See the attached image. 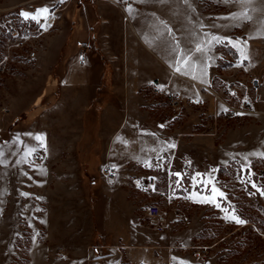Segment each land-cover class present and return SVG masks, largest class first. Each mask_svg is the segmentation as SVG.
Listing matches in <instances>:
<instances>
[{"label": "rangeland", "instance_id": "1", "mask_svg": "<svg viewBox=\"0 0 264 264\" xmlns=\"http://www.w3.org/2000/svg\"><path fill=\"white\" fill-rule=\"evenodd\" d=\"M42 8L50 11L39 22L21 14ZM242 12L252 19L231 18ZM4 56L0 264H264V0H0ZM127 68L147 81L129 97L128 121ZM209 75L210 90L192 81ZM229 83L250 113L230 116L213 95L238 107ZM169 169L176 193L192 201L182 206L186 223L159 233L145 214L158 199L148 183L164 187ZM233 215L262 235L229 236L223 221Z\"/></svg>", "mask_w": 264, "mask_h": 264}, {"label": "built area", "instance_id": "2", "mask_svg": "<svg viewBox=\"0 0 264 264\" xmlns=\"http://www.w3.org/2000/svg\"><path fill=\"white\" fill-rule=\"evenodd\" d=\"M45 29H40V32H44ZM6 33L10 38H14L18 41V46L24 47V42H20V39H18L19 32L15 27H9L7 28ZM33 44V43H32ZM88 48L82 47L78 53V60L80 66H85L88 60ZM28 58L30 60L36 58V52L32 51ZM8 59V56H4L1 65H4ZM4 71V68L2 69ZM154 85L156 87H159V82L155 81ZM261 87V83L257 79H253L250 82V88L253 90H258ZM206 90H210L208 87H203ZM225 91L230 96L231 100L238 99L240 101V104L237 106L229 103L228 101H223V99L216 93L213 92V95H215L217 98H219L227 107L228 110L233 111V113L230 116H235L237 113L240 114H248L251 111L250 109V102L248 96H242L241 91L239 88L231 83H229ZM168 100L170 101V104L172 107L175 108L176 103H178V98L174 95L169 93L168 94ZM195 103L204 105L205 101L202 99H195ZM177 109V108H176ZM236 112V113H235ZM158 163L161 165H165L167 163V156L165 154H162L158 157ZM172 167V164L170 166V169ZM183 171L186 173L190 172L192 170V161L189 159L184 160L182 164ZM168 177L165 179V185L162 188H158V180L156 177H153V181L148 183V191L155 194L158 199L155 202L150 203L146 209L145 214L146 217L149 219L151 225L155 228V230L159 233L164 232L172 223H186L189 218L188 215L185 212V209L182 208L184 205H188L191 203V197L189 195H182L177 194L174 190V185L171 180L170 170ZM102 175L104 179L108 183H112L115 181L117 177V172L114 167H112L109 164H106L102 168ZM261 175H264V171L261 172ZM223 224L225 227H233V230L229 233V236L236 234L237 237L240 240H245L246 237L249 235L248 230L254 231L256 233H260L258 226L256 224H253L251 222H244L242 224L236 223L233 220H227L225 219L223 221ZM261 234V233H260ZM262 235V234H261ZM139 264H147L145 262H141Z\"/></svg>", "mask_w": 264, "mask_h": 264}, {"label": "crops", "instance_id": "3", "mask_svg": "<svg viewBox=\"0 0 264 264\" xmlns=\"http://www.w3.org/2000/svg\"><path fill=\"white\" fill-rule=\"evenodd\" d=\"M115 4H117V3L115 2ZM100 10H101V14L100 15H102L103 7H101ZM183 62L184 61H181L180 63L175 64V67L174 68H171V71H172L173 74L179 75L177 69H181L183 67ZM99 68H100V73H101L102 67H99ZM89 70H86L84 73H82V75L83 76L87 75L89 73ZM90 73L93 74L91 72V70H90ZM130 75H131L130 70L127 68V100H128L127 101V121L130 119L131 113H132V111L130 109L131 102H129L130 101L129 100V97H130L131 93L137 94V90H139L142 86H144L145 84H147V81H145V80L144 81H140V82L139 81L135 82V81L131 80L130 79ZM72 76H74L73 73L70 75V77H66L65 78V81L63 82V86H67V85L70 84V82L73 81ZM192 81L195 82L196 84H198V86H200V87H207L210 84L211 75H209V77L207 78L206 82H200V81L198 82V81H195V80H192ZM172 89L175 90V91H177V92H179V93H181L182 92L181 90H183V89H178V88H174V87H172ZM188 92L195 93L193 90H190ZM182 93L185 94V92H182Z\"/></svg>", "mask_w": 264, "mask_h": 264}, {"label": "snow or ice", "instance_id": "4", "mask_svg": "<svg viewBox=\"0 0 264 264\" xmlns=\"http://www.w3.org/2000/svg\"><path fill=\"white\" fill-rule=\"evenodd\" d=\"M61 2H63V0H61ZM225 2H230V0H225ZM240 3L242 4H247V3H251L252 0H239ZM49 9L48 8H42V9H38L36 11L35 14H31V13H28V12H22L21 14L25 17V19H33V20H36L37 22H39V18L41 15H44V18L46 19L47 18V15L49 13ZM232 19H243L245 21H250L252 19L251 16L248 15L247 12H242V13H234L233 16L231 17ZM213 39H219L217 37H213ZM199 50V49H198ZM241 54L243 55V50H241ZM246 58V57H245ZM177 71H179V69H177ZM36 139L38 140H41L42 137H36ZM218 190H216L215 188L213 189V193L215 195V193L217 192ZM219 195L221 197L224 196V193L220 192ZM209 202H214V199L212 201H209ZM219 206V205H217ZM230 219H232L233 221H235L236 223H244L243 220L239 219L238 217H236L235 215L231 216Z\"/></svg>", "mask_w": 264, "mask_h": 264}]
</instances>
